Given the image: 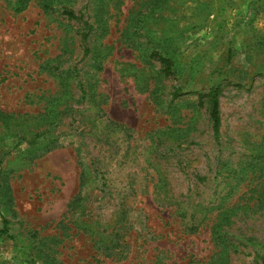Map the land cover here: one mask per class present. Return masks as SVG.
I'll return each instance as SVG.
<instances>
[{
	"label": "rangeland",
	"instance_id": "374dc122",
	"mask_svg": "<svg viewBox=\"0 0 264 264\" xmlns=\"http://www.w3.org/2000/svg\"><path fill=\"white\" fill-rule=\"evenodd\" d=\"M17 5L0 0V264H264V0Z\"/></svg>",
	"mask_w": 264,
	"mask_h": 264
},
{
	"label": "trees",
	"instance_id": "16d2710c",
	"mask_svg": "<svg viewBox=\"0 0 264 264\" xmlns=\"http://www.w3.org/2000/svg\"><path fill=\"white\" fill-rule=\"evenodd\" d=\"M22 9H24L23 0H18V5H17L16 11H21ZM69 15H70V17H75V14L73 12H69ZM85 25H86V28H85L86 31L83 32L81 41L85 47L84 52L86 54L89 51L86 43H87V40H88L92 26L89 24L88 21L85 22ZM154 55L156 56V59L160 63L161 73L166 77L174 75L175 70H174L173 60L170 57H168L167 55H164L161 53H155ZM75 71H77V70L74 69V76L76 75L78 77L79 74H78V72H75ZM78 86L82 91H84L83 84L80 80L78 81ZM180 90H181L180 86H178V85L175 86L173 97H177L180 93ZM220 93L221 92H220L219 87H213L206 94H203L207 98L209 117L211 120L212 131H213V135H214L215 139H218L220 137V134H221L222 120H221L220 101H219ZM1 115L3 116V114H1ZM82 186H83V183H82ZM3 222H4L3 231L8 233L9 232V228H8L9 226H8L7 218H4ZM31 264H38V263L35 262L34 260H32Z\"/></svg>",
	"mask_w": 264,
	"mask_h": 264
}]
</instances>
